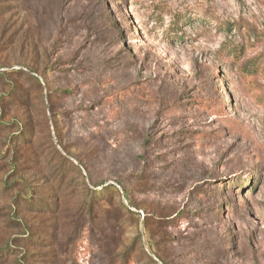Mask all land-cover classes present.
<instances>
[{"label": "rangeland", "instance_id": "1", "mask_svg": "<svg viewBox=\"0 0 264 264\" xmlns=\"http://www.w3.org/2000/svg\"><path fill=\"white\" fill-rule=\"evenodd\" d=\"M264 0H0V264H264Z\"/></svg>", "mask_w": 264, "mask_h": 264}, {"label": "trees", "instance_id": "2", "mask_svg": "<svg viewBox=\"0 0 264 264\" xmlns=\"http://www.w3.org/2000/svg\"><path fill=\"white\" fill-rule=\"evenodd\" d=\"M253 70L255 71L256 69L259 70L260 72L264 71V59H260L257 63L252 64Z\"/></svg>", "mask_w": 264, "mask_h": 264}]
</instances>
